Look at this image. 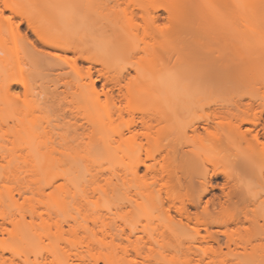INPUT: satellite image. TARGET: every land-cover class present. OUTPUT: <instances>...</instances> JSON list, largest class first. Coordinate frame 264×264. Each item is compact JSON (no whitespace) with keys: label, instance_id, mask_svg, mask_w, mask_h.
<instances>
[{"label":"bare ground","instance_id":"obj_1","mask_svg":"<svg viewBox=\"0 0 264 264\" xmlns=\"http://www.w3.org/2000/svg\"><path fill=\"white\" fill-rule=\"evenodd\" d=\"M128 1L0 0V7L10 6L0 15V113H16L8 131L15 153L9 163L53 170L68 162L71 167L55 170L53 178H63L74 193L97 158L120 161L122 173L106 179L101 195L122 210V223L99 212V228L129 240L142 232L151 244H171L172 256L184 258L110 264H264V101L254 108L241 95L259 71L256 59H264V47L255 50L244 40L263 42L264 0H180L179 9L208 25L206 35L216 34V55L194 53L140 70L135 82L147 85L156 112L110 113L101 108V96L120 111L125 75L111 73L106 49L113 43L132 48L122 23L140 3ZM150 5L146 11L153 23L162 11L174 15L172 7ZM199 30L200 25L191 29V36ZM196 56L199 63L182 77L181 69ZM97 65L105 77L101 88L93 77ZM191 75L235 84L237 94L214 113H172L205 93L202 83L191 87L177 80ZM76 99L86 105L74 107ZM61 200L56 204L64 209L68 205ZM0 217L6 223L11 215L0 212ZM242 231L249 238L235 242L233 234ZM0 232L13 228L0 225ZM6 250L0 245V264H7Z\"/></svg>","mask_w":264,"mask_h":264},{"label":"rangeland","instance_id":"obj_2","mask_svg":"<svg viewBox=\"0 0 264 264\" xmlns=\"http://www.w3.org/2000/svg\"><path fill=\"white\" fill-rule=\"evenodd\" d=\"M153 1L155 4L172 7L174 15L168 16L162 11L161 18L153 23L150 20L151 14L146 11ZM179 1L150 0L149 3L143 0L128 1L131 6L140 3L135 10L136 13L125 15L122 23L124 28L128 29V37L130 31L132 48L128 51L119 43H113L106 49L108 57L112 58L107 63L111 73L116 77L125 75L122 84L125 85L123 91L126 96L122 99L121 110L116 111L112 107L111 99L102 95L100 101L102 109L110 113H155V105L150 98L147 85L135 82L140 70L151 65H171L194 53L202 57H206L208 52L216 55V34L212 32L206 35L208 25L202 17L190 14L186 9H179L177 7ZM254 1L247 0L245 3ZM197 25H200V30L191 36L190 30L196 29ZM23 28L25 25L22 26ZM260 38L263 40L262 43L254 38L246 37L244 40L252 43L256 50L264 47V35H260ZM192 60L185 69H181V73H184L182 77L190 72L192 65L199 63L200 57L196 56ZM256 62L259 63L256 77L241 91L243 102L252 101L255 103L254 108L259 107L258 105L264 101V59H256ZM206 64L209 65L210 62ZM207 65L204 67L206 68ZM100 67L97 65V69H93V77L99 78L97 84L101 88L105 77L100 76L98 70ZM201 71L202 69L199 72ZM179 78L177 80L191 87L202 83L206 91L194 97L192 103L181 104L172 113H214L216 107L234 99L238 91L235 84L221 80L212 83L203 82L197 75L181 78L182 80ZM112 85L113 83H109V87ZM20 89L21 87L17 88V90ZM115 90L117 92V89ZM80 105H86V102L76 99L73 103L74 107H80ZM232 113H252V111L234 109ZM15 114L0 113L2 125L0 128V212L11 215L6 223H3L0 217V225L13 228L11 233L0 232V245L7 250H14V252L7 250L3 252L7 264H44L45 260L50 259L61 260L63 264H110V261L121 259L129 261L146 258L155 261L156 259L170 260L173 257L179 260L184 258L181 255L172 256L173 248H169L171 244L169 247L166 244H151L147 235L142 232L135 233L129 240L124 235L107 236L99 228L100 224L95 220L99 212L101 215L107 214L118 224L122 223V210L116 209L108 198L101 195L106 179L112 174L122 173L120 161H110L107 157H99L90 163L88 171L84 172L85 178L82 176L83 179L80 180L78 189L76 188L74 192L76 194L70 191L71 185L63 178H53L55 170L71 167L68 162H60L59 167L53 170L37 169L38 171L19 160L9 163V159L15 155V153L11 154L12 136L8 132L14 123ZM114 118L117 123H120L117 115ZM61 199L67 203L66 206H68L65 207L67 209H59L60 204L59 206L56 204L58 200L62 201ZM59 203L63 204V202ZM11 220L13 223H9ZM16 223L19 225H14ZM140 236L143 238L141 239ZM233 238L235 242L240 243L249 238V233L245 231L234 233ZM224 251L227 250L224 249ZM157 264L168 263L164 261Z\"/></svg>","mask_w":264,"mask_h":264},{"label":"snow or ice","instance_id":"obj_3","mask_svg":"<svg viewBox=\"0 0 264 264\" xmlns=\"http://www.w3.org/2000/svg\"><path fill=\"white\" fill-rule=\"evenodd\" d=\"M7 7H10L7 3H5L2 7H0V15H4L2 8H7ZM5 18L10 22L12 21L11 16H6ZM16 95H17V98H19V94L17 93Z\"/></svg>","mask_w":264,"mask_h":264}]
</instances>
